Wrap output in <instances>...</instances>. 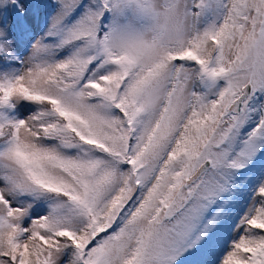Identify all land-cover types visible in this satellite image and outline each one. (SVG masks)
<instances>
[{"label": "snow or ice", "instance_id": "snow-or-ice-1", "mask_svg": "<svg viewBox=\"0 0 264 264\" xmlns=\"http://www.w3.org/2000/svg\"><path fill=\"white\" fill-rule=\"evenodd\" d=\"M0 264H264V0H0Z\"/></svg>", "mask_w": 264, "mask_h": 264}]
</instances>
